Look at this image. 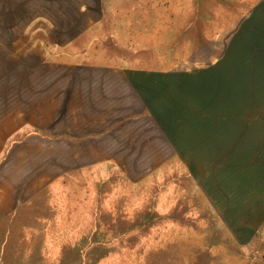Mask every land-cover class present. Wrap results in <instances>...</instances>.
Returning <instances> with one entry per match:
<instances>
[{
  "label": "crops",
  "instance_id": "1",
  "mask_svg": "<svg viewBox=\"0 0 264 264\" xmlns=\"http://www.w3.org/2000/svg\"><path fill=\"white\" fill-rule=\"evenodd\" d=\"M108 8V0L59 6L64 18L43 42V65L10 83L9 113L0 115V225L84 166L112 161L140 178L176 158L233 238L248 244L264 225V117L244 128L205 108L250 106L241 92H264V0L237 23L220 65L200 71L81 62L77 38ZM190 155H205L203 176Z\"/></svg>",
  "mask_w": 264,
  "mask_h": 264
},
{
  "label": "rangeland",
  "instance_id": "2",
  "mask_svg": "<svg viewBox=\"0 0 264 264\" xmlns=\"http://www.w3.org/2000/svg\"><path fill=\"white\" fill-rule=\"evenodd\" d=\"M69 1L0 0L2 117L10 109V83L26 67L43 65L42 48L50 47L43 42L60 32L52 23L64 18L57 9ZM256 1L108 0L105 18L77 38L80 60L195 71L218 66ZM241 94L253 104L216 108L224 114L206 107L205 114L233 116L244 128L255 124L264 117V106H256L264 92ZM205 97L216 98V88ZM188 157L203 176L205 155ZM35 198L28 211L0 225V264H264V225L239 244L176 158L140 178L112 161L84 166Z\"/></svg>",
  "mask_w": 264,
  "mask_h": 264
}]
</instances>
